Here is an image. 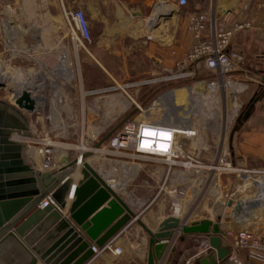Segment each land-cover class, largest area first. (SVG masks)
<instances>
[{"label":"rangeland","instance_id":"obj_1","mask_svg":"<svg viewBox=\"0 0 264 264\" xmlns=\"http://www.w3.org/2000/svg\"><path fill=\"white\" fill-rule=\"evenodd\" d=\"M51 12L62 14V8L53 7ZM9 29L12 41L21 44L16 31L11 26ZM7 30L6 22L0 20L1 71L19 69L31 79L35 77L32 73H39L44 65L62 67L58 64L64 54L43 53L40 57L33 50L32 35L27 39V51L14 52L6 43ZM82 50L77 51L74 45L68 52L75 76L64 73L62 76L67 79L56 80L54 85L48 78L41 88V95L47 98L48 105L35 113H27L32 135L24 141L34 148L50 151L51 171L65 166L81 154L82 147H86L91 152L86 160L100 174H111L113 180L124 178V165L131 162L138 167L128 183L124 180L127 183L124 191L117 190L139 208L140 215L151 207H162L170 216L181 206L182 211H191L187 213L189 220L208 216L211 210L215 220L220 218L225 222L231 210L228 202L231 196L235 202L244 199L248 204L252 188L248 183L242 186L245 181L237 170L241 166L233 163L231 155L233 143L239 136L238 119L249 103L248 90L233 93L229 85L211 90L209 84L216 75L205 65H189L184 77H175L183 72L179 71V65H82ZM122 67L133 75L128 80L119 76ZM139 70L145 73L137 76ZM46 77L51 75L46 73ZM41 85L37 82V87ZM118 95L130 105L125 107L117 100ZM54 97L59 100L56 102ZM14 98L15 91L11 86L0 87V99L16 106ZM113 111H118L119 115L114 116ZM155 122L174 127L187 123L196 130L193 136L177 139L178 158H174L173 164L158 156L139 154L134 149L138 127ZM125 132L129 133V144L126 148H117L113 141ZM41 156L40 165L43 163ZM187 162H191L188 168L184 166ZM163 167L170 170L161 179ZM199 190L207 197L200 199ZM158 191L161 197H152ZM258 215L256 228L264 231V213ZM127 231L132 240L145 241L144 234L136 231L134 226Z\"/></svg>","mask_w":264,"mask_h":264},{"label":"crops","instance_id":"obj_2","mask_svg":"<svg viewBox=\"0 0 264 264\" xmlns=\"http://www.w3.org/2000/svg\"><path fill=\"white\" fill-rule=\"evenodd\" d=\"M260 2L261 0H188L187 5H180L178 0H0V20L6 22L8 29L11 26L13 31H16L18 41L23 43L24 48L27 39L32 35L33 50L39 53L40 57L43 53L65 54L72 51L73 45L63 10L81 8L87 15L93 37L87 45L88 51L82 50V65H177L185 59L196 41L189 29L191 15L205 14L210 33L229 29L237 21L252 22L251 28L235 33L231 41V49L240 51L245 57L242 68L232 74L233 80L246 85L243 91L248 90L250 94L244 114L255 99L250 115L238 121L239 136L233 143L231 155L233 163L236 162L241 167L264 169V30L261 26L264 11L259 7ZM53 7L62 8V14L51 12ZM48 9L50 12H47ZM63 69L64 66L44 65L39 74L46 80L51 78V82L56 83L64 79ZM46 73L51 77H46ZM143 73L145 71L139 70L137 76ZM119 76L128 80L133 75L129 69L122 67ZM113 112L114 116L119 115L118 111ZM21 139L23 141V138ZM32 150L35 152L31 153V149L26 146L27 161L35 170L41 171V154L37 162L34 157L37 149ZM81 150L84 152L88 149L82 147ZM43 159L41 156L42 161ZM78 166L80 167V164ZM122 168L127 175L119 181L113 180L111 174L101 175L106 178L109 176L108 182L124 191L138 167L130 162ZM168 170L170 169L165 167L160 169L161 179ZM77 172L73 174L75 179L79 177ZM182 181L180 180V183ZM204 186L206 187V184ZM117 192L134 212L140 213L133 202L118 190ZM159 192L152 197L160 196ZM198 194L200 199L207 197L202 196L200 190ZM185 210L182 211L185 216H180L185 225L204 218L217 221L210 214L211 210L208 216L195 220H189L187 213L191 211ZM231 213L230 210L229 214ZM168 216L162 207H151L144 211L140 218L147 227L157 231L160 222ZM131 224L127 230L133 226L136 231L140 230L145 236L144 242L132 240L131 233L126 230L113 241L112 249L103 252L90 264H147L149 235L137 222ZM231 225L233 223L229 219L221 222L224 230L229 229ZM230 241V237H224V243L228 244ZM170 243L176 246L172 264H201L200 260L212 251L209 239L204 234L179 232ZM117 246L122 248L121 253L114 250ZM170 247L166 251L165 260L171 252ZM238 257L244 264H250L246 251L240 252ZM219 263L235 264V254L232 253L229 258Z\"/></svg>","mask_w":264,"mask_h":264},{"label":"water","instance_id":"obj_3","mask_svg":"<svg viewBox=\"0 0 264 264\" xmlns=\"http://www.w3.org/2000/svg\"><path fill=\"white\" fill-rule=\"evenodd\" d=\"M4 85L0 82V87ZM14 101L16 106L0 99V264H88L94 246L101 249L112 243L132 222L149 235L147 264H172L176 246L170 242L179 232L208 237L212 251L201 264H223L219 261L230 257L220 218L185 225L170 215L157 231L147 227L117 188L86 160L90 151L83 153L85 162L74 191L77 157L54 172L35 170L27 161L26 143L16 140L15 134L30 137L27 113L35 112L37 101L27 89L20 94L15 91ZM254 101L239 122L250 115ZM68 196H72L70 203ZM48 197L51 199L44 205ZM229 205L243 208L241 201Z\"/></svg>","mask_w":264,"mask_h":264},{"label":"built area","instance_id":"obj_4","mask_svg":"<svg viewBox=\"0 0 264 264\" xmlns=\"http://www.w3.org/2000/svg\"><path fill=\"white\" fill-rule=\"evenodd\" d=\"M178 3L180 5H187L188 0H178ZM259 7L264 11V0H261ZM63 15L66 25L71 33L73 47L75 45L77 49L81 48L88 51L87 45L92 41L93 37L86 13L81 8H65L63 10ZM207 24L208 18L205 14H193L189 17V29L194 35L196 41L185 59L177 64L179 65V71L183 72L181 74H176L175 77L187 76L188 73H184V71L189 65H199L200 63H203V65L216 75V78L211 80V83L209 84L211 90L223 87V85H229L231 90H233V93L242 92L246 88V85H241L234 81L232 74L242 68L245 57L240 51L231 49V41L235 33L251 28L253 26L252 22L247 20L237 21L231 28L220 31L215 30L213 33L208 31ZM261 26L264 30V19ZM7 31L9 36H7L6 43L9 47H11L14 52L22 53V51H27V48H24L23 43L19 45L15 44L12 41L10 29ZM39 110V106L37 105L35 112ZM155 123H149V125L157 126L158 129L159 127L168 129L167 127H169L164 125H154ZM193 131L196 132L195 129H193ZM173 133L176 135L179 132L173 130ZM129 139L130 136L128 132L121 133L114 139L113 145L117 148H126L129 144ZM165 139L166 140L164 141H167L168 144L164 151H162V149L159 151H152L151 149L146 148L143 138H140V136H138L137 141L133 146L135 151L139 154L158 156L161 157V159L166 160L169 164H173L175 162L174 158H178L176 155L178 138L169 136L165 137ZM46 150L47 152L49 151L48 149ZM48 154H50V151ZM49 158L50 159L47 158L48 160H46L47 162L45 161L44 165L48 168H52L51 155ZM184 166L188 168L191 166V162L184 163ZM237 170L241 173L239 176H242V179L245 181L242 186H245V184L247 185L248 183L250 188H252L250 191L253 193L251 192L252 194L249 198L250 203L246 208L235 209L233 206L229 205L232 213L229 214V217L227 218L233 223V225L225 230V237L231 238V241L228 244L231 249V254H235V264H244L238 257L239 253L242 251L247 252L250 264H264V231H260L256 228V223H258L256 219H259L258 214L264 213V169H246L240 167ZM231 197L228 199V202L232 201L233 205L236 204L238 200L235 202ZM46 204L47 202H45V205ZM251 215L253 217L249 218ZM112 244L113 242L107 244L104 248L99 249V252L91 258L90 262L96 259V257L104 251L112 248ZM93 249L94 252H96L95 246ZM115 250L119 253L122 252L120 247Z\"/></svg>","mask_w":264,"mask_h":264},{"label":"bare ground","instance_id":"obj_5","mask_svg":"<svg viewBox=\"0 0 264 264\" xmlns=\"http://www.w3.org/2000/svg\"><path fill=\"white\" fill-rule=\"evenodd\" d=\"M10 46L16 47L14 45H10ZM76 50L78 51L77 48H76ZM71 64H72V58L67 53V54H64L61 57V62L58 65L64 66L63 71L61 70L62 73H66L68 75H74V73H73L74 69L72 70L71 69L72 67L70 68ZM32 74H34L35 77L30 79V78H28L26 76V74H24L19 69L18 70L16 69V70H14L12 72L9 71V70L1 71V65H0V82H3V83H5L8 86H11L16 92H18V94L22 93V91L24 89L29 90L32 93V96L34 97V99L37 101V105L39 106V109L40 108H44V107H46L48 105V100H47V98L44 95H41V88H42L43 85L47 84L46 83V79L42 76V74L35 73V72H33ZM71 77H73V76H71ZM36 78H37V82L42 84L41 86L37 87V82H35ZM53 85H54V83H53ZM98 92H101V91H98ZM54 98H55V101H56V99H57V101L59 100L56 97H54ZM117 100H121V102L124 104L125 107H128L130 105V103L128 101L124 100L122 98V96L118 95L117 96ZM196 103H197V101H196ZM55 116L56 115L53 114V117H55ZM172 118H173V116H172ZM174 118H175V116H174ZM176 119H178L177 116H176ZM164 120L167 121V119H164ZM154 125H162V124L155 123ZM164 126H169V127H167L168 129H165L164 127H159V129H158L157 126L149 125V123L142 124L141 126L138 127V130L136 132V139L138 138V136H140V138H143L145 147L151 149L152 151H156V150L159 151L160 149H162V151H164V149H166L165 147L168 144L167 141H164V140H166L165 137L172 136V137H175V138H179L181 136H193V135L196 134V132L193 131L192 126L188 125L187 123H186V125H183V126H181V125H177L175 127L172 126V125H164ZM173 130H177V132H179V133L175 135L173 133ZM143 132H144V134H143ZM31 135H32V133H31ZM31 135H30V137H31ZM142 136H144V137H142ZM30 137H24V136H19V135L15 134V139L22 141L21 138H23L22 142H24V143H25L24 140L25 139H29ZM47 143H48V145H50V142H47ZM27 146L31 149V153L35 152V151L32 150V148L34 149V147H32L30 144L29 145L27 144ZM35 149H37V153H35L34 157H35V160L37 162H39V158H38L39 154H41L44 157L43 163L41 164V171L40 172H54V171H51L52 170L51 168H48V167H46L44 165V162L46 160L50 159L49 158L50 154H48L49 151L47 152V150H46L47 148H43V149L35 148ZM86 151H88V150H86ZM83 153H85V151L82 152V154L77 157V159H78L77 160V167H78L77 171L78 172L77 171L76 172H77V174L79 173L78 174L79 177L77 179L74 178L75 180H74L73 185H72L73 186V191H74V188L77 185L78 179L81 177L80 169H81V167L83 166V164L85 162V160L82 158ZM78 164H80V167L78 166ZM57 170H59V169H57ZM109 179H110V177L108 176L107 180H109ZM49 199H51V198L48 197L47 199H45L44 205H45V202L48 203ZM71 199H72V196H68L67 197L68 203L71 202ZM69 200H70V202H69ZM241 203H242L243 208H246L247 206H249L250 201L248 200V204H247L246 200L243 199L241 201ZM181 215H182V207L178 206L175 216L176 217H180ZM252 217L253 216L251 215L249 218H252ZM29 248L31 249L32 246H29ZM95 249H96V252L94 253V256L99 252L98 247L95 246ZM117 253H119V252H117Z\"/></svg>","mask_w":264,"mask_h":264}]
</instances>
